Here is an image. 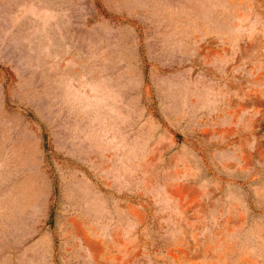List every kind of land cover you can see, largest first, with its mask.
Here are the masks:
<instances>
[{
    "label": "rangeland",
    "instance_id": "obj_1",
    "mask_svg": "<svg viewBox=\"0 0 264 264\" xmlns=\"http://www.w3.org/2000/svg\"><path fill=\"white\" fill-rule=\"evenodd\" d=\"M0 264H264V0H0Z\"/></svg>",
    "mask_w": 264,
    "mask_h": 264
}]
</instances>
